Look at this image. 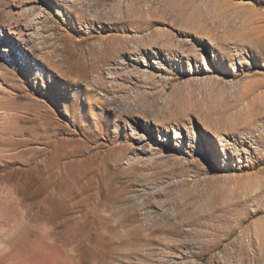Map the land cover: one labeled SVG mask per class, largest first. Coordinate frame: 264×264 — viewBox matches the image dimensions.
Masks as SVG:
<instances>
[{
	"label": "rangeland",
	"instance_id": "1",
	"mask_svg": "<svg viewBox=\"0 0 264 264\" xmlns=\"http://www.w3.org/2000/svg\"><path fill=\"white\" fill-rule=\"evenodd\" d=\"M33 9L43 48L0 50V264H264V0H0V32Z\"/></svg>",
	"mask_w": 264,
	"mask_h": 264
},
{
	"label": "bare ground",
	"instance_id": "2",
	"mask_svg": "<svg viewBox=\"0 0 264 264\" xmlns=\"http://www.w3.org/2000/svg\"><path fill=\"white\" fill-rule=\"evenodd\" d=\"M36 4H38V3H36ZM38 6H39V4H38ZM39 8L41 9V7H39ZM37 10L34 11V9H33L31 14H29V13L26 14V16L23 17L24 18L23 22H20V23H14L13 21L10 22V23L8 22V25H7L8 30H7V32H3V31L0 32L1 41H2V42H0V50H2V52L4 54L3 55V59H4L3 61H7V59H10L11 57L13 58V56H15V57L18 56L19 62L22 64L24 59H25V54H27V52L29 50H31V49H29L30 47L31 48H36V49H39V48L42 47L41 41L40 42H36L37 38H39V36L41 34V31H38L37 29H40V26H38V25H40V24L43 25L44 24V22L46 21V17L42 15V10L43 9L42 10L37 9ZM23 11H24V9H23ZM17 14H18V12H17ZM36 26H38V27L35 28ZM39 40H41V37H40ZM235 54H236L235 56H237V54L241 55V53L239 51H238V53H237V51H235ZM201 61H202L201 64L204 65L205 68L208 70L209 69V65L206 62V59H205L204 55L201 56ZM2 65H4V64H2V62L0 61V68L4 69L5 72L8 73L9 72L8 71L9 68L8 67H4ZM8 65H12V62L11 61L8 62ZM231 68H232L233 72H237V68L235 66V63L232 65ZM143 73L146 74V72H143ZM63 75L64 74L62 73L61 76H63ZM147 79H151V78H149L147 76ZM71 80L73 81L72 83H74L76 81V79L73 78V77H71ZM228 83H230V82H228ZM87 84L90 85L89 83H87ZM58 85H59V88H60V93L65 95V83H64V81L59 82ZM91 87H93V86H91ZM95 95H96V98L94 100L93 99L92 100L89 99V100H91V103H89V105L97 104L101 109H103L105 105H108V104L111 105L112 101L115 100V97L114 96H110L106 91L103 92L102 94H100V92H95ZM90 97H92V96H90ZM71 98L73 100H75V101H78V100H81L82 98L84 99V96H82L81 94H78L77 92H71ZM84 103H85V101H84ZM76 105H77V103H76ZM112 111L114 112L113 109H112ZM75 122H76V120H75ZM135 122H136L135 126H132V124L129 125L130 129H131V133H133V132L137 133L138 136H140V138H142V139H146L147 136L153 135V128L151 126H149V124L147 123L148 121H146L144 123V125H141V124L138 125V121L137 120ZM75 125H77V124H75ZM78 125L80 127H83L80 124H78ZM135 127L138 128L136 131H135ZM163 130H166V126L163 127ZM166 135H167V133H165V136ZM217 137H218V140L222 144V150L225 151V149L227 147V140L223 137V134L221 132H219V131H217ZM175 139L176 140L180 139V135L178 134V131H175ZM161 140H162V142H164V144L167 143L166 142V137L162 138ZM228 144H229V140H228ZM232 144L233 145L230 146V148H233L232 149V153L235 154V150L238 151L240 149H237V145L236 144H234V143H232ZM253 144H255V146H256V149L254 148V151L258 150L259 147L261 146V143L260 142H256V140L253 141ZM242 148L243 147H241V149ZM223 151H222V153H225ZM163 154L166 155L167 153L164 152ZM129 159H130V157H129ZM262 233H263V230H262L261 227H258V226L255 227L254 235H255V238H256L257 242L261 241L259 236ZM5 249H6V246L0 245V262L2 261V257H5V254H4V250Z\"/></svg>",
	"mask_w": 264,
	"mask_h": 264
}]
</instances>
